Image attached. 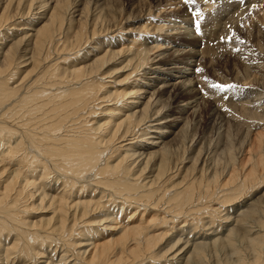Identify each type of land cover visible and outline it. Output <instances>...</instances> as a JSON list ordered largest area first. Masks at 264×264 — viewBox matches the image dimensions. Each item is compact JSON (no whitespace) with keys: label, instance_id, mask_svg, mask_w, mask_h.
Here are the masks:
<instances>
[{"label":"bare ground","instance_id":"1","mask_svg":"<svg viewBox=\"0 0 264 264\" xmlns=\"http://www.w3.org/2000/svg\"><path fill=\"white\" fill-rule=\"evenodd\" d=\"M150 1H155L159 9L162 0ZM2 3L0 264H264V190L255 188L258 185L252 187L261 177L255 170L257 166L245 170L248 173L243 176L244 172L239 176V169L230 168L232 171L225 172L227 179H221L216 168L210 172L207 169L211 147L196 149L198 142L191 138L177 155L180 159H174L175 154L164 142L175 134L182 114L195 108L198 95L203 93V73L198 69L207 51L204 39L212 33L229 34L233 46L220 58L231 63L240 59L243 78L249 76V71H259V57L253 55L256 51H241L242 44L237 40L248 34L246 27L227 25L233 13L244 16L251 8L239 7V11L236 6L232 10L233 5L226 0H195L187 7L180 1L174 16L189 15L190 9L200 13L199 23L209 27V34L207 27H199V31L190 27L185 34H172L166 39L154 36L152 41L145 37L139 42L140 37H135L117 48L113 45L119 40L117 27L122 10L112 14L104 0ZM207 7L213 11L202 14ZM151 15L148 7L142 18L147 20ZM39 22L43 24L37 29ZM163 25L149 21L143 28L155 31ZM195 32L197 36L187 38ZM178 38L183 40L179 42ZM89 44H93L90 50L86 49ZM186 47L190 49L181 52ZM154 49L158 52L151 56ZM149 59L154 61L153 68L145 82L119 89L117 85L121 84L114 75L126 69L122 79L128 80ZM173 72L182 79L174 83ZM191 75L197 78L192 85L188 83ZM106 77L113 79L107 82ZM235 80L231 81L236 86H232L234 91L227 89V94L207 98L203 94L202 99H208L205 129L213 130L229 115L237 122L251 121L246 126L249 132L264 123V99L258 103L261 93L254 100L250 98L253 93ZM108 83L113 85L104 86ZM230 93L235 97L227 98ZM183 101L186 104L180 106ZM104 102L107 105L100 106ZM255 134L258 142L264 143V135ZM157 142L158 151H149ZM246 148L251 156L252 144L249 142ZM156 156L158 162L154 163ZM258 157L264 159V144ZM185 163H189L187 167ZM176 175L180 176L178 182L173 180ZM199 189L202 192L198 194ZM108 203H118L116 211ZM200 205L210 211L205 221ZM140 206L143 212L138 221L121 224L117 238L102 236L106 227H117L122 212L131 219ZM146 210L150 211L148 219ZM190 217L192 227L202 222L205 230L187 237L191 228L168 227ZM158 224L164 230L160 231ZM186 230L185 235L180 234ZM52 243L54 252H48L39 262Z\"/></svg>","mask_w":264,"mask_h":264},{"label":"rangeland","instance_id":"2","mask_svg":"<svg viewBox=\"0 0 264 264\" xmlns=\"http://www.w3.org/2000/svg\"><path fill=\"white\" fill-rule=\"evenodd\" d=\"M105 1L107 3L108 9L109 10L112 9V11H111L112 14H116L117 12H120V10H122L121 11V13H122L121 15L122 16L119 17L120 18L119 19V24H118L119 28L117 27V29H118L117 33L119 35V38H118L119 40H118L117 43H115V45H113V47L117 46V48H120L122 46L127 45L128 44V40L129 39H133L135 37H137V38L140 37V39H139V42H140L145 37H148V41H150V40L152 41V39L155 38L154 36H158V37H162L163 39H166L169 36H171L172 34L178 35L179 33H182V32L185 34L186 31H187L186 30L187 28L191 27L192 29L194 28L193 30H195L196 21L199 20V17L195 16L194 12L191 9H190V11L187 10V13H189V15L186 14L184 16H179V15L174 16V13H176V10H179V7H180V3L179 2L181 1L182 3H185L184 6L187 7L189 5L187 0H162L160 2L159 9H157V6L155 5L156 4L155 1H150V0H108V2H107V0H104V2ZM214 1L217 2V0H214ZM226 1H228V4L233 5V6H231L233 9L230 7L232 10L237 8L236 6H238V10H239V7L242 8V9H244L246 7L251 8V9H249L250 10L249 14H245L247 16L244 15L245 17L241 14V12L236 13V14L233 13L232 14L233 16L231 15L230 20H228L227 25L229 27H234L236 25L237 26L243 25L244 27H246V29H247L246 33H248V34H244V38H238L237 40L239 42H241V44H242L241 45L242 46V48H241L242 50L241 51L248 52L249 48L256 51V53L255 54L253 53V55L254 56L257 55V58L259 57V60H260V61H258V63L260 64L259 71L258 72L249 71L248 72L249 76L246 77V78H243V76H242V73H243L242 72L243 71V62L240 59H237L233 63L221 60L222 55L225 54V53L229 54V53H227V51H228V49H231L232 46H233V40L228 37L229 34L227 32H225V31L214 33V35L212 33L210 35V38L204 39V41L207 42V44L205 45L206 48H207V51H206L207 55H205L206 54L205 53L203 55L205 57H203V59H201V61H200V64H201V69L200 70H202L200 72L203 73V76L201 78L200 77L199 78L201 80H203V82L201 81L202 82L201 90L203 89L202 90L203 93H202V95L201 94L198 95L200 97L198 98V100H196V102L198 101L197 104H196L197 106L195 105V108L194 107L189 108L180 117L181 123L175 129V134L176 135L175 134L174 135L171 134L170 136H168L164 140V142L167 143L165 145H166V147H168V149H170L169 151H172L173 154H175L174 159L179 158V157H177V155L180 156V154L182 153L181 152L182 148L189 143V140L191 138H193V142H195V141L198 142V144L196 145V149H198L199 146H202V147H208L209 146V147H211V149H210L211 150L210 151V157H207V162H208L207 163L208 164L207 167L208 168L207 167L206 168L209 169L208 170L209 172L216 168L215 171L220 173V178L221 179H224V178L227 179L226 178L227 176L225 174L229 173L230 170L232 171V169H234V168H236L235 170L239 169V171L237 172V173H239V176L244 172V174H242V176H243V175L247 174L250 171L249 169H252V168L254 169V167L257 166V168H255V170L257 171V174L259 176H261L257 180L261 184H259L258 181L255 182V184L252 182L253 183L252 187H254L255 185H258L257 187L255 186V188H261L262 191H263L264 190V183H263L264 182V179H263L264 172L262 171V168L264 169V159H263V157H258V152L261 151L264 143L258 142L255 132H260L261 135L262 134L264 135V126H262L264 123H261L259 126L256 125V127H254V129H252L249 132L248 127H246V126H247V123H251V121H248L247 123H243V122H240V121L237 122V120H235L236 119L235 116L229 115L230 117L227 116L228 118L226 117V120H223V122L221 120L220 123H222V124H220V123L218 124L217 123V127H214L213 130H212V128H208V129L204 128V122L203 121L205 120V117L207 115V112H206V110L204 108H207L206 104H207V100H208V99H206L207 98L206 96L208 95V97H211L214 94L221 93V92L224 95V94H227V92H229L228 91L229 89H232L234 87L236 88L235 84H232V82H231L234 77H236L235 81L237 82L238 85H242L246 91H249V92L253 93L250 96V98L252 97L254 100H258L259 99L258 98L259 97V93H261L260 94V99H259L260 102H258V103H261L262 100L264 99V94L262 92V91H264V85H263L264 84V21H262L263 20L262 18H264V15H263L264 14V0H256V1L252 0L250 2H247L246 0H242V1L241 0H226ZM257 1H259V2H257ZM211 2H213V0H211ZM130 3H131V5H130ZM0 4H3L2 0H0ZM250 5H251V7H250ZM148 7H149L150 12H151L152 15L149 16L150 18L147 17V20H146V18H142L143 17L142 15H143L144 11L146 9H148ZM230 8H228L227 11L231 12L232 10ZM210 10L213 11L212 8H208L207 7L203 11L202 14H204L205 12L210 11ZM217 11H219V10H217ZM191 13H193V14H191ZM214 16H217V15L215 14ZM172 18H174L175 20H177L179 22H176V23L175 22H171ZM258 20H260V22H258ZM149 21L152 22V24L162 25L164 23V25L159 30H155V31L146 30L143 27L146 26V24ZM44 22H45V20H44ZM188 22H189V25H188V27H186ZM214 22L215 21L213 20L212 23H214ZM251 22L253 23L252 24L253 27H255V29H254L255 31L253 30ZM41 24H43V23L39 22V24L36 25V28L39 29ZM210 24H211V22H209V25ZM254 24H255V26H254ZM173 26H176V27L178 26V27H181V28H179V30H175V29H173L174 28ZM202 26L207 27V25H205V24L201 25L199 23L200 30H204V27H202ZM205 30L208 31V34H209V27L205 28ZM114 34H116V32ZM197 35H198V33L195 32L194 34L192 33L191 35H187V38L188 37L189 38L190 37H195ZM177 37H179V36H175V38H177ZM180 40L182 41L183 38H178L179 42H181ZM89 42H90V40H89ZM164 46H165V44H163L162 47H164ZM92 48H93V44H89V45L86 46V49H88V50H90ZM163 49H160L159 51H161ZM189 49H190L189 47H186L181 52H187ZM171 50L172 49H170V51ZM81 52L82 51L78 52L77 55L80 56ZM154 52L157 53L158 49H154L151 52V56H155L156 55V53H154ZM261 55H263V59L262 60H261V58H262ZM220 56H221V58H220ZM192 60L195 61V58L194 59L192 58ZM194 61L193 62L191 61V63L193 64ZM153 62L154 61H152L151 59L147 60L145 63H143V67L139 68L138 74L133 73L129 77V79L128 80L126 79L125 81L122 78H124L126 73L128 72L126 69H123L122 72L116 73L114 75V77L117 75L116 79L118 81H116V82L118 84H121V85H117L118 87H121L119 89L126 88L127 85L128 86L130 85V83L131 84L134 83V84L138 85V84H140V82H145V80H146L145 78H147L148 75L150 74L149 70L151 68H153V65H151V63H153ZM118 66L120 67L121 64L118 65ZM26 67H27V65H26ZM188 67H189V65L187 66V68ZM187 72H189V69H187ZM173 74L176 77V79L173 80L174 83L178 82L179 80L182 79L180 77L178 78V76H179L178 74H175L174 72H173ZM194 76L195 75H191L190 76L191 79H190V81H188V83L190 85L195 84L194 82H196L197 78H195ZM112 79L113 78H111V77H106L105 78V80L107 82L108 81L111 82ZM125 83H127V84H125ZM261 83H263V84H261ZM214 84H220V85H225V86L232 85L234 87H229V88L225 87L226 90L220 91L217 88L212 86ZM108 85L112 86L113 84L112 83H108V84H105L104 86H108ZM259 86H261V87L258 89ZM232 91H234V90L232 89ZM203 94L204 95L206 94L205 95V97H206L205 100L202 99L203 98ZM231 97H235V95H233V93H230V94L227 95V98H231ZM129 100H130V98H129ZM142 100H145V99H141V101ZM184 102L185 101L180 102L179 103L180 106L181 105L182 106L185 105L186 102L185 103ZM104 103H102L103 105L101 104L100 106L107 105V102H104ZM119 116H121V115L119 114L117 117H119ZM115 119H117V118L114 117L113 120H115ZM237 119H238V117H237ZM116 121H118V120H116ZM142 126H144V125H142ZM219 126H220V128H219ZM227 128H229V129H227ZM150 130H153V129L151 128ZM176 131L178 132V134H177ZM247 131L249 132V134H247ZM147 137H149V135ZM153 137H155V136H153ZM154 139H156V138H154ZM136 140H140V138H137ZM263 140H264V136L262 137V141ZM154 141H158V140H154ZM249 142L252 144V148H253L252 149L253 151H251V154H252L251 156L248 155L249 153H247V148H246L248 146ZM157 143L158 144L155 145L153 148H149V151H152V150L153 151H158V147L160 146V144H159V142H157ZM165 145H163V146H165ZM228 145H229L230 148H232L231 152L229 151ZM224 146L228 147V149L225 148ZM124 148H126V147H123L121 149V151L124 150ZM194 153H196V151ZM230 154H233L235 156L237 155V156L236 157H230L229 156ZM157 156H158V153H157ZM157 156L154 159V161H155L154 163L158 162V160H156ZM231 158L233 160H235V162ZM254 159L257 160L258 162L257 161L255 162ZM259 159H261L263 161V163ZM247 160H249V161H247ZM259 161L262 163V165H261V163ZM232 162L234 164H232ZM188 164L189 163H185L184 166L187 167ZM240 164L243 165L242 166L243 170H242V167L241 168L237 167V166H240ZM234 165H237V166H234ZM254 165H256V166H254ZM232 166H234V167H232ZM258 167L261 170H259ZM230 168H232V169H230ZM245 170H247L248 172L245 173ZM224 176H226V177H224ZM174 178H175V179H173L174 182H178L180 180V176H178V175H176ZM148 179H146V180H148ZM228 186H230V185H228ZM200 188L202 189V187H200ZM255 188H254L253 192H257L255 190ZM60 189H61V187L59 186L58 189H57V192H59ZM201 189H199L200 191H198V194H199V192L200 193L202 192ZM249 189L252 190L253 188L251 189V186H250ZM86 196H87V194H86ZM86 199H88V197H86ZM108 205H109L110 209L113 208V210L116 211L118 203H116V204H112V203L109 204L108 203ZM203 205H206V204H203ZM203 205L198 206V208L199 207L203 208L204 207ZM140 207L139 208L141 210L138 208L139 210L136 211L134 217H132L131 219H129V216H128L129 214H126V212H122L119 215L118 224H116L117 227H114L111 230L110 229L108 230L107 227H106V230H104L105 232L102 230V236L104 235L103 237H106V239H108V237L109 238L112 237L113 239L117 238L120 235L119 233H121V231H122L121 230L122 226L126 222H128V221L129 222H135V221L137 222L138 221L139 216L141 215L140 213L143 212V210H142L143 207L142 206H140ZM185 208H187V207L185 206ZM201 208H199L201 210V212H202V214H201L202 216L201 217H203L204 218L203 220L205 221V220H207L206 218H208L210 216V211H207L205 208L204 209H201ZM149 212L150 211H147V210L144 212V215L146 217L148 216L147 219L150 217L149 216ZM215 218L217 220L216 216H215ZM191 220H192V218L190 217V219L188 218L187 221L183 222L182 218H181V219H178L177 222L170 223L168 227H171L173 225L174 227L177 228V227H181L183 225L184 228H187V229L191 228L192 231L187 237H189L190 235L194 234L197 231L199 232V229L201 231L205 230L206 226H202L201 225V224H203L202 222H197L198 224L195 227H192L191 226L192 225L191 224ZM184 223H186V224H184ZM121 224H122V226H121ZM216 224L217 223L215 222L214 226H216ZM159 225L160 224H158L157 227L158 228L160 227L159 228L160 231L164 230V227H162V225H160V226ZM102 226L103 225L100 226V229L102 228ZM153 227H155V226H153ZM153 227H151L150 229H154ZM106 231H107V233H106ZM173 231H175V229ZM187 231H189V230L181 232L180 234L185 235V233ZM52 245H53V243L50 244V245H47V247L45 249V253L42 254L44 257H40L39 258V262H42L46 258L48 252H50V251H52V253L54 252L52 250L53 249ZM45 246L43 245L42 247L45 248ZM159 246H162V245H159ZM56 254H57V252H55V255ZM49 262H48V264H51V262L50 263ZM162 262L163 261H161V263ZM156 263L157 262H155V263L151 262L149 264H156ZM146 264H148V263H146Z\"/></svg>","mask_w":264,"mask_h":264},{"label":"snow or ice","instance_id":"3","mask_svg":"<svg viewBox=\"0 0 264 264\" xmlns=\"http://www.w3.org/2000/svg\"><path fill=\"white\" fill-rule=\"evenodd\" d=\"M187 2L188 3H194L195 0H187ZM194 15L199 17L200 13L197 12V13H194ZM196 27H197V31H199V20L196 21ZM198 71H202V70L198 69ZM212 86L217 88L220 91H223L225 87H232V85L225 86V85H220V84H214Z\"/></svg>","mask_w":264,"mask_h":264}]
</instances>
